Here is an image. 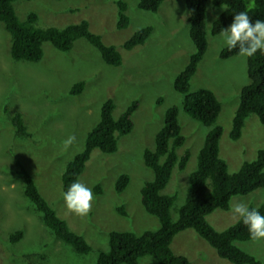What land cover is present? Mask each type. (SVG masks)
I'll return each instance as SVG.
<instances>
[{"label":"rangeland","instance_id":"374dc122","mask_svg":"<svg viewBox=\"0 0 264 264\" xmlns=\"http://www.w3.org/2000/svg\"><path fill=\"white\" fill-rule=\"evenodd\" d=\"M125 3L129 19L117 28V2ZM137 0H16L15 14L23 20L29 12L37 15L40 28H63L84 20L90 32L113 46L121 56L119 66L104 63L99 52L84 38L76 40L71 50L62 52L50 43L42 44L43 56L37 62L15 61L10 57V35L0 22V264H94L99 252L107 251L112 231L156 230L159 221L144 211L140 188L152 179V171L142 161L145 149H153L154 135L162 126L169 106H177L178 122L184 144L177 150L189 152L183 170L173 169L162 193L174 194L170 208L172 220L183 204L189 174L196 168L197 153L210 127L189 117L181 108L182 95L173 89L175 76L186 66L194 51L189 37L188 12L184 0H164L154 13L136 6ZM225 9L206 3L205 31L207 48L190 80V92L200 88L212 90L221 104L215 125L222 128L218 154L229 173L256 157L264 147V124L250 114L244 121L241 136H228L231 120L239 103V92L247 84L246 57H219L223 45L220 33L211 35L214 18ZM152 30L141 45L130 50L123 43L143 26ZM82 81V90L69 93L73 84ZM112 99V116L117 118L132 101L137 102L131 116L132 129L118 136L113 153L92 150L78 181L90 187L94 200L86 216L69 212L61 193V175L65 165L84 148L87 133L99 120L100 107ZM161 101L157 103V99ZM18 112L29 137L14 135L10 118ZM74 137L67 147L63 141ZM19 162L32 177L44 200L63 219L70 230L84 238L90 247L87 254L76 253L42 224L39 214L22 194V180L17 175ZM126 174L128 183L121 193L115 191L119 175ZM99 192H95V187ZM244 203L264 205V187L230 199L228 210L215 209L206 222L222 231L239 218L232 206ZM122 206L126 215L117 208ZM22 231L19 241L11 243L10 233ZM232 244L264 264V238ZM170 248L191 264H232L217 256L216 251L192 229L178 232ZM137 264H156L150 256Z\"/></svg>","mask_w":264,"mask_h":264},{"label":"trees","instance_id":"16d2710c","mask_svg":"<svg viewBox=\"0 0 264 264\" xmlns=\"http://www.w3.org/2000/svg\"><path fill=\"white\" fill-rule=\"evenodd\" d=\"M16 0H0V22L10 35L9 54L15 61L37 62L43 56L42 44L50 43L55 49L67 52L76 40L84 38L100 54L105 64L119 66L121 56L111 45L102 42L99 35L88 29L86 21L81 20L63 28L37 26V15L29 12L23 20H19L13 8ZM164 0H137L136 6L144 11L156 12ZM208 0H184L188 12L189 37L194 51L190 54L186 66L175 76L173 89L182 95L181 108L193 120L210 127L206 132L202 145L197 153L196 168L188 176L187 189L183 204L178 208L177 218L172 220L170 208L175 201L174 194L162 193L174 168L183 170L189 152L177 150L184 144V136L178 122L177 106H169L164 111L162 126L154 135L153 149H145L142 161L152 171V179L140 188V203L146 213L157 218L159 228L144 230L139 234L130 231H112L108 238L107 251L99 252L94 264H137L138 259L150 256L156 264H191L184 256L175 255L170 244L173 237L185 229H192L204 239L218 257L232 264H262L252 255L235 247V240L247 241L250 238L247 228L238 218L236 222L222 231H216L206 222V216L215 209L228 210L230 199L235 195H244L257 188L264 187V147L258 150L256 157L244 162L233 173L227 170L226 162L219 157L218 143L222 128L215 125L221 104L214 92L208 88H200L190 92V80L197 70L206 48L205 10ZM216 6H224L212 21L210 33L217 35L225 28L232 16L239 11H247L250 19L264 20V0H210ZM117 28L128 25L125 14V3H117ZM152 27L143 26L135 31L123 43L126 50L141 45L149 36ZM221 59L239 55L236 49L231 51L223 47L219 52ZM247 84L239 92V103L231 120L228 136L238 140L241 136L245 119L254 114L264 124V54L257 52L246 57ZM82 81L72 85L69 93L78 94L83 87ZM161 101L157 99V103ZM137 102L132 100L122 113L114 118L113 100L106 99L101 107L99 120L87 133L84 148L67 162L61 175L62 191L77 180L88 161L92 150L99 149L103 153H113L117 149V138L128 134L132 129L131 116L136 110ZM14 135L29 137L20 113L15 112L10 118ZM17 175L22 180V194L39 214L42 224L59 240L69 245L80 255L87 254L90 247L82 236L70 230L66 222L57 216L54 209L44 200L25 168L15 162ZM128 183V176L121 174L115 182V191L121 193ZM99 192V187H95ZM256 208L264 215V205L249 206ZM121 215H126L122 206L117 208ZM22 237L21 230L10 233L8 240L15 243ZM40 258L36 256V259ZM32 261L30 264H37Z\"/></svg>","mask_w":264,"mask_h":264},{"label":"clouds","instance_id":"9594fccd","mask_svg":"<svg viewBox=\"0 0 264 264\" xmlns=\"http://www.w3.org/2000/svg\"><path fill=\"white\" fill-rule=\"evenodd\" d=\"M220 36L223 45L228 50L236 49L243 57H251L257 52L264 54V20H252L247 11L236 12L231 22L221 28ZM74 137L68 136L63 144L65 147L73 142ZM66 209L78 216H86L94 200L92 189L85 184L74 180L61 193ZM232 212L239 217L246 226L251 239L264 238V215L256 208H249L244 203L232 206Z\"/></svg>","mask_w":264,"mask_h":264}]
</instances>
